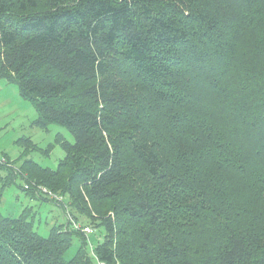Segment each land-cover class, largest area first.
<instances>
[{
    "label": "trees",
    "instance_id": "trees-1",
    "mask_svg": "<svg viewBox=\"0 0 264 264\" xmlns=\"http://www.w3.org/2000/svg\"><path fill=\"white\" fill-rule=\"evenodd\" d=\"M0 79L73 137L0 158L66 218L0 212V264H264V0H0Z\"/></svg>",
    "mask_w": 264,
    "mask_h": 264
},
{
    "label": "rangeland",
    "instance_id": "rangeland-1",
    "mask_svg": "<svg viewBox=\"0 0 264 264\" xmlns=\"http://www.w3.org/2000/svg\"><path fill=\"white\" fill-rule=\"evenodd\" d=\"M36 2L38 8L45 6V0ZM35 116L34 107L30 101L19 95L16 84L0 79V158L6 156L14 163V167L19 166L22 160L30 158L41 166L54 169L59 159L65 155L63 147L55 141L56 138L60 136L72 142L73 137L65 127L57 123H49L45 127L35 125ZM27 137L32 146L25 150L23 145L26 142L20 138ZM21 184L23 182L17 176L14 182L3 189L0 212L7 216H17L23 209L28 208L26 213L32 221V229L42 236H47L53 225L65 222V215L52 201L36 199L26 194L19 187ZM101 206L105 208L106 204ZM73 213L79 216L77 212ZM77 219L80 223L97 229L95 234L89 236L92 245L102 240L104 232L96 220H86L82 216ZM79 242L77 236L73 238L63 255L64 259H70L74 255Z\"/></svg>",
    "mask_w": 264,
    "mask_h": 264
},
{
    "label": "built area",
    "instance_id": "built-area-1",
    "mask_svg": "<svg viewBox=\"0 0 264 264\" xmlns=\"http://www.w3.org/2000/svg\"><path fill=\"white\" fill-rule=\"evenodd\" d=\"M42 191L43 192H46V190L44 188H42ZM47 194L50 195V196H52L53 198H55L57 200L58 199H61L60 196L54 195V194H52L50 192H47ZM71 225H72V228L73 229L82 232L86 236L89 235V234H91L92 232H94V229L92 227L87 226V225H84V224H82L80 222L71 221Z\"/></svg>",
    "mask_w": 264,
    "mask_h": 264
}]
</instances>
